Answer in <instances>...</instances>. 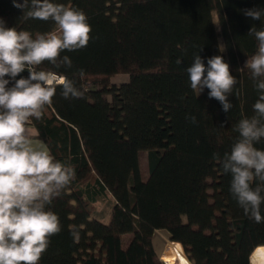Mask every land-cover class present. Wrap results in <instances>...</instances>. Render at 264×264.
<instances>
[{
	"label": "trees",
	"instance_id": "trees-1",
	"mask_svg": "<svg viewBox=\"0 0 264 264\" xmlns=\"http://www.w3.org/2000/svg\"><path fill=\"white\" fill-rule=\"evenodd\" d=\"M54 2L83 11L91 32L87 46L61 52L58 65L37 66L83 93L66 99L58 86L42 117L27 122L75 173L48 205L60 231L49 237L39 264H166L154 244L158 231L191 264H264V220L244 212L221 164L239 137V121L255 115L259 94L245 63L258 45L248 32L264 29V16L252 20L244 12L264 8V0ZM28 10L0 0L7 27L34 38L59 35L54 21L28 18ZM197 54L205 63L223 56L236 77L228 113L208 89H191L186 69ZM120 75L128 82L113 83ZM255 147L264 150V139ZM105 198L108 209L97 210Z\"/></svg>",
	"mask_w": 264,
	"mask_h": 264
},
{
	"label": "clouds",
	"instance_id": "clouds-1",
	"mask_svg": "<svg viewBox=\"0 0 264 264\" xmlns=\"http://www.w3.org/2000/svg\"><path fill=\"white\" fill-rule=\"evenodd\" d=\"M13 6L29 9L28 18L52 20L59 28V35L34 38L28 31L7 27L0 18V264H39L49 237L60 231L59 218L48 205L75 173L47 149L33 146L27 122L42 117L58 86L62 85L66 99L83 93L66 77L37 70V66L44 61L58 65L61 52L87 46L91 26L83 11L54 0H13ZM244 15L261 20L264 8L245 10ZM248 34L258 42L256 53L245 63L259 94L253 105L255 115L239 121V137L221 164L223 171L231 174V194L244 212L260 223L264 220V150L255 145L264 139V29L252 27ZM62 63L71 66L67 56ZM25 70L28 76L17 79ZM186 71L194 92L200 95L208 89V97L215 98L225 113L231 110L229 94L237 80L223 56L210 57L205 63L197 54Z\"/></svg>",
	"mask_w": 264,
	"mask_h": 264
},
{
	"label": "rangeland",
	"instance_id": "rangeland-1",
	"mask_svg": "<svg viewBox=\"0 0 264 264\" xmlns=\"http://www.w3.org/2000/svg\"><path fill=\"white\" fill-rule=\"evenodd\" d=\"M214 20H215L216 26L219 28L220 26H219V21H218V18H217V14L214 15ZM221 44H222V47H224L223 46V41H221ZM128 80H129L128 76L120 75V76L115 77L112 81H113V83H115L117 85H120V84L127 83ZM140 162H141L142 179H143V181H147L149 179V166H148V152L147 151H143V152L140 153ZM108 200L105 198L104 200L99 201L98 203H96L97 210H100V211H103V212L106 211L108 209V206H109L107 204ZM127 216H128L127 217L128 220H129V214H127ZM129 222H132V220L130 219ZM129 237L130 236H127V238H129ZM169 242H170V240L168 239V236H167V234L165 232L158 231L156 233V236L154 238V244H155V247H156L157 251L162 256L165 255V253L167 251V248H168V244L167 243H169ZM170 251L172 252V254H175V251H176L171 246V244L169 245V248H168V252L169 253H170Z\"/></svg>",
	"mask_w": 264,
	"mask_h": 264
},
{
	"label": "bare ground",
	"instance_id": "bare-ground-1",
	"mask_svg": "<svg viewBox=\"0 0 264 264\" xmlns=\"http://www.w3.org/2000/svg\"><path fill=\"white\" fill-rule=\"evenodd\" d=\"M162 235V234H161ZM168 244V248L169 245L171 244L170 242L167 243ZM168 248L167 251L165 253V255L162 256V260L166 263V264H191L189 262V260H187L179 251L178 249L175 247V254H170L168 252Z\"/></svg>",
	"mask_w": 264,
	"mask_h": 264
},
{
	"label": "crops",
	"instance_id": "crops-1",
	"mask_svg": "<svg viewBox=\"0 0 264 264\" xmlns=\"http://www.w3.org/2000/svg\"><path fill=\"white\" fill-rule=\"evenodd\" d=\"M27 129L31 134V138H32V142H33V146L34 147H38V148H45L48 150L46 144L44 143V141L40 140L37 138L38 136V132L36 130V128L31 125L30 123H27Z\"/></svg>",
	"mask_w": 264,
	"mask_h": 264
},
{
	"label": "built area",
	"instance_id": "built-area-1",
	"mask_svg": "<svg viewBox=\"0 0 264 264\" xmlns=\"http://www.w3.org/2000/svg\"><path fill=\"white\" fill-rule=\"evenodd\" d=\"M11 86V85H10ZM89 86H90V84H89Z\"/></svg>",
	"mask_w": 264,
	"mask_h": 264
},
{
	"label": "water",
	"instance_id": "water-1",
	"mask_svg": "<svg viewBox=\"0 0 264 264\" xmlns=\"http://www.w3.org/2000/svg\"><path fill=\"white\" fill-rule=\"evenodd\" d=\"M180 244V243H179ZM182 245V244H181Z\"/></svg>",
	"mask_w": 264,
	"mask_h": 264
}]
</instances>
